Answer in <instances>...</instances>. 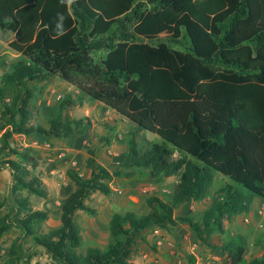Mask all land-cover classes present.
Masks as SVG:
<instances>
[{"label":"trees","instance_id":"1","mask_svg":"<svg viewBox=\"0 0 264 264\" xmlns=\"http://www.w3.org/2000/svg\"><path fill=\"white\" fill-rule=\"evenodd\" d=\"M0 29L14 34L8 45L19 54L7 82L61 77L80 96L162 138L161 144L132 149L136 166L153 177L179 176L169 199L153 197L142 216L114 214L113 241L83 251L75 215L93 214L86 200L94 191L111 193L117 174L90 158L89 177L70 173L76 188L61 203L59 227L35 231L47 219L45 211L16 219L58 264H139L138 234L153 226L187 223L211 245L214 232H225L226 217L249 211L255 197L264 199V0H0ZM27 102L7 108L9 128L0 138V167L11 171L18 210H30L23 191L45 198L49 193L35 173L38 158L13 145L14 134L70 137L82 123L58 117L50 128L31 125ZM70 103L68 97L61 107ZM215 172L235 186L220 188L223 199L198 221L175 216L179 205L207 197ZM7 229L2 223L0 235ZM13 246L18 255V241ZM220 249L229 264H241L247 239L235 234Z\"/></svg>","mask_w":264,"mask_h":264},{"label":"rangeland","instance_id":"2","mask_svg":"<svg viewBox=\"0 0 264 264\" xmlns=\"http://www.w3.org/2000/svg\"><path fill=\"white\" fill-rule=\"evenodd\" d=\"M13 37V33L0 29V138L9 128L5 111L8 107L17 109L24 105L25 99H28L25 107L30 112L31 125L42 124L50 128L52 121L58 117L64 123L76 120L82 123L70 137L14 134L13 145L20 149H32L33 155L38 158L35 173L41 177L49 194L45 198L23 191L22 195L30 202V210H18L12 196L11 171L5 164L0 167V225L4 223L8 226L0 235V264H58L46 248L35 241L33 235L26 234L16 219L30 212L45 211L48 217L40 225L34 226L35 231L47 234L59 227L61 203L76 188L70 173L77 172L89 177L90 158L95 159L96 164H99L97 158L110 160L111 163L104 166L117 174L111 181V193L94 191L86 200L87 205L94 209L93 214L80 210L75 215L81 229L83 251L92 246L106 248L113 241L109 225L114 214L133 212L142 216L150 212L149 200L153 197L169 199L179 176L153 177L149 169L136 166L132 149L161 144L162 138L137 128L132 122H123L112 132L104 133L102 128L113 127L111 120H107L108 116L102 115V111L97 116L93 108L95 102L82 98L77 89L61 77L52 76L22 84L7 82L5 76L13 71V64L19 57L7 44ZM68 97L71 103L62 108V102ZM87 110H90V116L86 114ZM220 175L223 174L215 172L214 183L207 197L193 203L195 209L190 216L195 221L217 200L223 199L224 194H219L220 188L228 183L235 186L229 177ZM224 227L225 232H214L209 238L211 245H207L186 223L170 228L153 226L138 234L139 252L134 260L141 264H169L175 259L181 264H229L228 255L222 253L220 247L224 240L235 234H242L247 239V251L241 264H250L256 258L264 259L262 198L255 197L249 211L226 217ZM15 241H18V255L12 252ZM169 241L174 245H169Z\"/></svg>","mask_w":264,"mask_h":264},{"label":"crops","instance_id":"3","mask_svg":"<svg viewBox=\"0 0 264 264\" xmlns=\"http://www.w3.org/2000/svg\"><path fill=\"white\" fill-rule=\"evenodd\" d=\"M14 35V34H13ZM8 44V42H7ZM9 47V45H8ZM10 48V47H9ZM11 49V48H10ZM12 50V49H11ZM14 51V50H13ZM15 52V51H14ZM17 53V52H16ZM18 54V53H17ZM19 55V54H18ZM52 77V76H51ZM72 85V84H71ZM77 91L79 92V90L77 89ZM80 95V94H79ZM82 98H84L85 100L89 101L87 98L81 96ZM92 102V101H91ZM95 102V106L93 108L94 109V113L98 115H100L99 113L101 112V114L103 115H107V120H111L112 122V126L113 127H109V128H102L104 130V133L106 132L108 134V132H112L119 124L123 123V122H128L129 124L131 122L128 121V119L124 118L121 114H119L118 112H116L115 110L107 107L106 104H104L103 102H100V101H93ZM99 104H102V105H99ZM102 106V108H101ZM100 107L101 110L98 111V108ZM98 111V112H96ZM88 116H90V110H87V113H86ZM94 114V115H95ZM114 117V118H113ZM96 162H98L100 165L104 166V164H108V163H111L110 160H104V159H99L97 158ZM105 167V166H104ZM107 168V167H105ZM108 169V168H107ZM110 171V169H108ZM111 172V171H110ZM112 173V172H111ZM222 174V173H221ZM90 175H91V171H90ZM89 175V176H90ZM221 177H224L223 175H220ZM226 178V177H225ZM179 180V179H178ZM178 182V181H177ZM264 200V199H263ZM196 201L193 200L191 202H186V203H183L181 205H179L176 210H175V216H190L194 213V209H195V206L193 203H195ZM203 202H208L207 200H204ZM179 224H183V223H178L177 225ZM187 224V223H186ZM176 225V227H177ZM178 230V229H177ZM169 245H174L172 241H169L168 242ZM139 247V245H138ZM222 253L224 254H227L226 252L222 251ZM228 255V254H227ZM178 259H175L174 262H171L169 264H175V262L177 261ZM137 262V261H136ZM138 263V262H137ZM141 264V263H139Z\"/></svg>","mask_w":264,"mask_h":264},{"label":"built area","instance_id":"4","mask_svg":"<svg viewBox=\"0 0 264 264\" xmlns=\"http://www.w3.org/2000/svg\"><path fill=\"white\" fill-rule=\"evenodd\" d=\"M261 212H262V211H261ZM247 221H249V219H247ZM175 264H181V261L177 260V261L175 262Z\"/></svg>","mask_w":264,"mask_h":264}]
</instances>
